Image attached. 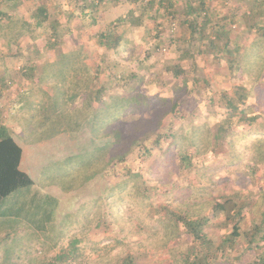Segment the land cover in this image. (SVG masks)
<instances>
[{"label": "rangeland", "instance_id": "rangeland-1", "mask_svg": "<svg viewBox=\"0 0 264 264\" xmlns=\"http://www.w3.org/2000/svg\"><path fill=\"white\" fill-rule=\"evenodd\" d=\"M44 1L51 14V18L44 22L48 30L43 32L42 28L34 27L26 34L16 36L15 30L20 24L16 23L17 20L26 18L33 23L31 10ZM142 1L112 0L101 4L93 11V23L90 17L81 16L78 10H74L72 17L65 22L64 11H72L77 5L75 0H0V86L5 83L2 80L10 82V87L0 89V124H7L11 134L23 143L27 158L35 163L41 161L46 165L49 159H61L69 152L76 153L82 149L89 134L84 122L67 125L65 128L70 131L59 132L51 138L46 135L57 128L55 124H50L43 132L41 121L51 111L53 90L45 80L47 78L38 82L39 65L54 59L58 52L74 49L80 44L87 51L84 59L88 65L85 77L90 76L87 82L90 87L100 89L97 104H107L111 101L109 96H117L121 92L133 96L130 109L135 118L128 117V111L124 115L121 108L116 114L118 121L114 122L115 126L136 128L132 120L141 116L140 111L144 107L141 103L155 100L166 103L172 98L173 91H182L177 115L170 116L169 121H174L175 131L179 125L183 126V132L178 134L180 139L189 136L197 127L205 126L209 131V147L198 154L188 146L196 157L192 165L182 168L178 167V155L173 146L168 158L163 157L171 137L163 140L148 158L138 160L137 153L128 156L134 172L136 169L148 170L146 183L137 181L138 177L132 170L128 175L126 169L119 165L108 171L105 178L101 177L96 185L91 180L92 172L79 169L74 161L59 166L47 164L45 169L41 165L32 166L31 174L36 183L23 191L43 192L39 200L34 201L28 195L25 197L27 207L40 216L36 221L32 217L26 221L15 220L13 224L20 225L18 231L0 230V264H122L129 255L138 264H183L185 254L192 253L188 250L199 249L201 242L193 239L181 220L172 219L171 210H183L191 202L198 206L201 197L220 200L232 196L244 206L243 228L248 229L259 221L264 204V162H259L252 172L245 169V179H240L245 181L243 185L233 171L237 165L227 162L230 147L221 141L215 142L213 138L219 119L227 112L216 99L219 92L231 93L236 84L244 86L247 88L246 103L257 111H264V65L260 60L252 62L254 45L251 42L258 35L249 34L243 22L247 20L248 24L254 20L257 11L251 12L254 7L247 4L239 8L241 1L210 0L215 14L227 17L232 12L235 17L234 22H229L232 29L224 30L219 40V45H223L225 38L235 39L241 44L234 58L239 67L237 76L233 78L227 73L226 59H232L230 54L234 51H215L206 45L205 36L210 34L206 29H199L200 34L195 33L196 40L191 41V30L184 20L185 2L189 0H172L176 8L172 17L160 10L156 17H141L140 22L133 23L134 26L121 23L119 18L127 15L130 8L139 11ZM190 2L195 6L198 4V0ZM57 9H60L59 13H56ZM248 11L251 13L247 14ZM246 15L252 17L249 19ZM54 22L65 23V30L58 28V37L49 31ZM112 29L127 42L118 55L96 41L98 31ZM53 38H56V45L46 48L45 43ZM229 47L232 49V45ZM180 48L194 50V69L187 65V71H192L193 76L182 73L179 77V74L172 75L168 70L174 63H179L181 68L186 64ZM145 51L148 56H145ZM174 72L180 73L179 70ZM94 73L95 78H92ZM125 73L130 77L121 81L114 78V75ZM203 79L211 85L204 86ZM206 87L212 94H206ZM75 88V81L70 80L68 93L64 96L67 102L64 108L79 102V98L68 99ZM18 97L24 101L21 107L15 105ZM40 105L46 109L42 111ZM125 117L127 121L123 123ZM52 118L55 119L53 114ZM78 129L80 133L77 134ZM107 132L108 128L101 130L100 134ZM130 132L132 140L141 137L137 130ZM63 140L72 142L61 143ZM251 142L252 139L242 138L237 143V147L244 150L245 159L250 156L251 149L250 146L243 148V145ZM152 163L164 165V170H159L157 175L158 178L162 176V180L149 172ZM29 215L33 216L32 213ZM204 232L212 240L215 251L211 264H254L258 254L264 256V242L261 240L259 246L253 248L244 247L243 238L232 246L221 247V239L229 232V223L221 215L210 217L204 225ZM11 233L20 236L7 235ZM28 256H33L34 262H30Z\"/></svg>", "mask_w": 264, "mask_h": 264}, {"label": "trees", "instance_id": "trees-1", "mask_svg": "<svg viewBox=\"0 0 264 264\" xmlns=\"http://www.w3.org/2000/svg\"><path fill=\"white\" fill-rule=\"evenodd\" d=\"M111 1L112 0H75V4H77L76 7H74L72 11H64L65 22L72 17L74 10H78L81 12V16L90 17L91 21L94 23L95 17L93 16V11L96 10V7ZM190 1L191 0L185 2L186 10L184 12V20L190 27L191 41L196 40L195 33L200 34L201 31H199V29H206V32L208 31L210 33L205 36L206 45H210L215 51H220V49H226L228 51L227 53H232V51H234V54H230L233 58H227L226 60L227 73L229 76L235 78L239 66L234 58L237 57L236 51L239 50L241 44L235 39H230V41L228 38H225L223 45H219V40L224 34L223 31L232 29L229 22L235 21L234 15L231 14L232 12L230 16L227 17L215 14L210 7V0H198L196 6L191 4ZM235 1H241V3H239V8L243 4H247L246 6L254 7L251 8V12L257 11V13L254 14V20H250L248 24L247 20L243 22L249 34L258 35L255 36L251 42V44L254 45V60H252V62L260 60L264 65V0ZM141 3L140 9L138 8L139 11L135 10V8H130L127 15L123 16V18H119L120 22L129 23L134 26L133 23L140 22L141 17L144 18L146 15H149V17H156L155 14L161 12L160 10L166 11L163 12L164 15L167 16L172 17L175 14L176 8H174L175 5L172 0H143ZM59 10L60 9H57L56 13H59ZM151 11L153 12L151 13ZM31 12L34 17L33 23L29 22L26 18L17 20L16 23L19 22L20 24L15 30L16 36L26 34L28 29L32 30L34 27L42 28L43 32L48 30L44 22L51 18V14L46 1L35 6ZM251 12L248 11L246 13L249 14ZM246 17L251 18L252 16L246 15ZM214 18H216V20H213ZM63 26H65V23L62 22L51 23L49 31L51 34L58 37V28L63 31L65 30ZM54 40L56 41V38H53L50 42H46L45 47L47 48L51 45L55 46L56 42ZM96 41L104 48L111 49L117 55L121 52L122 46L127 43L124 41L121 34L115 33L113 29L108 32H103V30L98 31L96 33ZM230 42H232V44H230ZM229 45H232V49ZM183 49L184 48H180V51L182 52V56H185L187 60L186 64L181 68L179 63H174L170 65L168 70L172 75L175 73L179 74V77L182 76V73L183 75L188 74L189 76H193L192 71H187V65L190 64L194 69V50L184 49L183 51ZM86 52L87 51L82 45L77 44L76 48L58 52L54 59L50 61L45 60L39 65L40 72L38 73V82L41 83V80L47 78L45 80L52 85L50 89L53 90V94L50 97L51 114L48 113L44 115L43 121H41L43 132H46L50 124H55L57 128L51 133L47 132L48 135H46L48 138H51L59 132L70 131L65 128L67 125H72V123L78 125L80 122H84L87 126V133H89L88 141L84 142L82 149H78L76 153L69 152L66 157L61 159L57 158L54 161H52L53 158L49 159L48 165L59 166L61 163L69 164L74 161L79 169H89L92 172L91 180L94 185H96L101 177L105 178L104 175L107 176L108 171L119 165L120 168L126 169L128 175L132 173L130 171L132 170L138 177L137 181L146 183L148 180V170H146V172L143 170L138 171L136 169L138 165H136V172H134V169L131 167V162L128 160V156H135L137 153L136 158L138 160L148 158L152 155L153 150L169 137H171L172 140H170V144L167 145L163 157L166 159L168 158V153L171 152V147L173 146V149H175L178 155L179 168L188 167L192 165L195 160L196 155L193 154L191 148H187L188 146H192L193 150H196L195 152L198 154L206 151L209 147L208 141H210V139H208L209 131L205 126L197 127V129L191 131L189 136L186 135V138L180 139V135L178 134L183 132L181 129L183 126L179 125L178 129L175 131L174 121H169L170 116L173 117L177 115L178 104L183 94L182 91H173L172 98L166 103H161L158 100L149 103H141V105L144 106L140 111L141 116H138L139 118L136 116L135 121L132 120L136 128H133L134 126L128 128L124 125L115 126L114 122L118 121L116 114L121 111V108L123 109L122 113L124 115L127 114L128 111V117L133 116L135 118V115L131 112L132 109H130V107L133 106L131 101L133 100V96L129 95L127 92H121V94L117 96H109V99L111 98L109 103L97 104V95L100 89L90 87L87 82L88 79L90 80V76L85 77L88 71V65L84 60ZM144 53L145 56L149 55L146 51ZM140 64L142 65V63L139 62V67H141ZM174 70H179L180 73L174 72ZM62 71H64V73L59 74L60 72L62 73ZM127 74H120L122 76L114 75V78L118 77L116 79L121 81L122 78L130 77ZM57 76V79H53ZM92 78H95V73ZM70 80L75 81V86H77V88L73 89L68 99L72 100L74 98H79L80 103L76 102L71 107L64 108L67 104V102H65L66 100H64V96L68 93L67 88L70 86ZM8 81L9 80H2V82L5 83L0 86V89L10 87V82ZM203 83L204 86L211 85L207 79H203ZM205 91H207L206 94H212L207 87ZM27 92H29V90ZM216 99L226 107L227 112H225L223 118L219 119L213 138L215 142L218 143L221 141L230 147L226 156L229 157L227 162L237 165L236 168L233 169L237 179H245V169L248 170V172H252L259 162H264V111H257L252 105L247 104V88L237 84L234 86L231 93L226 91L219 92ZM58 100H60V102H58ZM16 101L17 103L15 102V105L17 104L19 107L23 106L24 101L22 98L19 99L18 97ZM59 104L60 106H58ZM40 106L42 111L46 109V106ZM52 114L55 118L54 120H52ZM126 117L123 123H126L128 118ZM45 122L47 123L45 124ZM71 127L76 130V127L73 128V126H70V128ZM107 128V133L103 135L100 134L101 130ZM235 128H237L236 131ZM133 130H137L141 137L132 140L130 138V131ZM78 133H80L79 129L77 130V134ZM250 135L253 136L250 137ZM149 137H151L150 140ZM242 138L244 140H248V138L252 139L249 145H243V148H249L250 146L251 149V154L247 159H245L244 150L242 151L237 147V143H239ZM70 142L63 140L61 143ZM22 144L21 141L17 140V138L11 134L7 125L0 124V203L10 194L36 183L31 174L32 166L41 165L43 169L47 166V164L45 165V163L41 161L40 163H35L32 162L31 158H27ZM163 167L164 165L152 163L149 167V172L160 181L162 180V176L158 178L157 175L159 170H164ZM240 183L244 185L245 181L240 180ZM194 204L195 203L192 204V202L186 204V208L183 210H171V214L174 217L172 219L181 220L191 232L193 239L201 242V247H199V249L191 248L188 250L192 253L185 254L183 264H211V261H213L212 257L215 252L213 249V242L208 237L207 233L204 232V225L210 220V217L221 215L224 221L229 223V232L221 239V247L232 246L239 238L244 239V247L246 248L259 246L260 240L264 242V204L259 221L257 223L254 222L248 229L243 228L241 225L245 217L244 206L237 203L232 196L222 197L220 200L201 197V203L198 206ZM27 208L28 209L25 210L27 214L32 213L33 215L37 214L38 217L40 216L38 212L32 211L29 207ZM166 212L168 213V211ZM42 264L54 263L46 262ZM122 264L138 263L129 255L126 256ZM254 264H264V256L258 254Z\"/></svg>", "mask_w": 264, "mask_h": 264}, {"label": "crops", "instance_id": "crops-1", "mask_svg": "<svg viewBox=\"0 0 264 264\" xmlns=\"http://www.w3.org/2000/svg\"><path fill=\"white\" fill-rule=\"evenodd\" d=\"M24 189L25 188L20 189L10 194L0 203V230L7 228L8 230L18 231L20 228L18 226L20 225H14L13 222L15 220H18V221L25 220L26 221L29 217H32L33 221H36V219L38 218L37 214H34L32 216V215H29V213L27 214L25 212V210L28 209L27 208L28 203L25 197L26 195H28L30 199L36 200L38 199L39 195H41L43 192H29L28 190L23 191ZM26 191H28L29 194H27ZM21 225L25 227V224L22 223ZM25 228L29 229V227H25ZM7 235L20 236V234L18 233L17 234L11 233ZM28 257H29L30 262L31 261L34 262V258H32L33 256H28ZM31 264H35V263H31ZM39 264H42V263H39Z\"/></svg>", "mask_w": 264, "mask_h": 264}]
</instances>
